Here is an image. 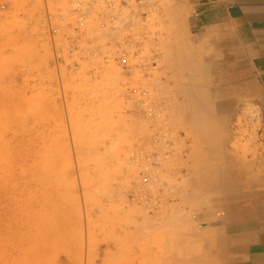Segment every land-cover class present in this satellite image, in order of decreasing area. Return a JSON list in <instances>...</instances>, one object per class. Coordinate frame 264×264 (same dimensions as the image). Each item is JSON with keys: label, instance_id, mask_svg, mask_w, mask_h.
<instances>
[{"label": "rangeland", "instance_id": "rangeland-1", "mask_svg": "<svg viewBox=\"0 0 264 264\" xmlns=\"http://www.w3.org/2000/svg\"><path fill=\"white\" fill-rule=\"evenodd\" d=\"M1 4L0 264H221L228 225L264 216L240 46H203L195 0H142L135 28L89 22L86 50L53 52L37 0Z\"/></svg>", "mask_w": 264, "mask_h": 264}, {"label": "crops", "instance_id": "crops-1", "mask_svg": "<svg viewBox=\"0 0 264 264\" xmlns=\"http://www.w3.org/2000/svg\"><path fill=\"white\" fill-rule=\"evenodd\" d=\"M195 5L201 9L195 15L200 17L203 46L219 52L218 45L225 43L222 50L228 53L233 52L232 44L240 46L245 84L258 86L253 90L259 96L249 92V98L260 102L264 117V0H195ZM227 239L221 264H264V216L231 222Z\"/></svg>", "mask_w": 264, "mask_h": 264}, {"label": "built area", "instance_id": "built-area-1", "mask_svg": "<svg viewBox=\"0 0 264 264\" xmlns=\"http://www.w3.org/2000/svg\"><path fill=\"white\" fill-rule=\"evenodd\" d=\"M37 18L53 52L86 50L77 37L85 35L82 27L89 22L107 25L114 34L126 28L124 19L130 18L132 27L139 18L142 0H37ZM4 4L0 7L4 8ZM60 38V39H58ZM219 213L218 215H220Z\"/></svg>", "mask_w": 264, "mask_h": 264}, {"label": "bare ground", "instance_id": "bare-ground-1", "mask_svg": "<svg viewBox=\"0 0 264 264\" xmlns=\"http://www.w3.org/2000/svg\"><path fill=\"white\" fill-rule=\"evenodd\" d=\"M215 88V87H214ZM212 89L211 90V93H210V101H212L213 102V100H214V95H217V93H218V91H216L217 89ZM190 92V91H189ZM223 94V93H222ZM191 96H193V93L191 92V93H187V95H185V97H187L188 99L191 97ZM219 96V95H218ZM226 96V95H225ZM194 98H196V97H194ZM192 98H190V100H191ZM190 100H188V101H190ZM224 100V99H223ZM215 103V102H214ZM219 105V104H218ZM211 107H212V105H211ZM196 108V107H195ZM195 108H193L194 110H195ZM219 108V107H218ZM222 108V107H221ZM195 113H197V114H200V113H202L200 110H199V108L196 110V112H194L193 114H195ZM187 114H189V113H187ZM187 114L186 113H184V115H186V118H185V116H183V114H182V116L185 118L184 119V123H187V122H185V120H187ZM191 114V113H190ZM196 114V115H197ZM192 116V115H191ZM198 116V115H197ZM180 117H181V115H180ZM179 117V118H180ZM193 117V116H192ZM195 117V116H194ZM193 117V118H194ZM182 118V117H181ZM198 118V117H197ZM177 119V118H176ZM189 120V119H188ZM192 120V119H191ZM180 121V120H179ZM181 121V122H182ZM191 124H192V122H191ZM185 126H187V125H185ZM189 126V125H188ZM188 128V127H187ZM189 128H192V127H190L189 126ZM194 128V127H193ZM220 129V128H219ZM195 130V129H194ZM193 129L192 130H190V131H194ZM192 132H191V134H192ZM194 132H196V131H194ZM190 133V132H189ZM230 134H234V132H229ZM187 134V133H186ZM185 134V135H186ZM215 134V133H214ZM192 136V135H191ZM187 137V136H186ZM194 138V137H193ZM232 138H233V135H232ZM198 139L199 138H197V139H195V140H197L198 141ZM206 139H208V138H206ZM222 139V138H221ZM220 139V140H221ZM194 141V140H193ZM196 141V142H197ZM15 143V142H14ZM11 146V145H10ZM11 148V147H10ZM17 148V147H16ZM10 150V149H9ZM226 150V149H225ZM18 152V151H17ZM178 152H179V150H178ZM183 152V151H182ZM189 153V152H188ZM187 153V154H188ZM226 153H227V155H229V158L227 159V162H226V164H227V166H226V175H231V176H233V177H237V178H244V179H247V177H248V170H249V168H248V160H246V159H244V158H237V157H235V156H233V155H231V153H230V148H227V151H226ZM135 154V153H134ZM181 154V153H180ZM190 154H192V153H190ZM193 155V154H192ZM21 156V155H20ZM8 157V156H7ZM6 157V158H7ZM185 157H186V155H185ZM188 157V156H187ZM186 157V158H187ZM190 157V156H189ZM9 158V157H8ZM17 158V157H16ZM185 158V159H186ZM192 158V157H191ZM191 158H188L189 160H191V161H193ZM21 159V158H20ZM21 161H22V159H21ZM195 161H197V160H195ZM17 162V161H16ZM20 162V161H19ZM201 162V161H200ZM18 163V162H17ZM16 163V164H17ZM190 163V162H189ZM1 164H3V162H1ZM0 164V165H1ZM20 164V163H19ZM15 165V164H14ZM22 165V164H21ZM251 165V164H250ZM15 168V167H14ZM19 170H20V168H18ZM18 169H17V171H18ZM187 169H189V168H187ZM186 169V170H187ZM255 170V169H254ZM22 171H23V169H22ZM178 172H181V171H178ZM193 172V171H192ZM19 173V172H18ZM17 173V174H18ZM149 173V172H148ZM187 173V172H186ZM194 173V172H193ZM188 174V173H187ZM151 175V174H150ZM188 175H191V174H188ZM203 176V175H202ZM14 177V176H13ZM16 178H17V176H15ZM23 177V176H22ZM25 178V177H24ZM256 178V177H255ZM2 179V178H1ZM235 179V178H234ZM15 180H17V179H15ZM261 182V181H260ZM6 184V183H5ZM260 184V183H259ZM248 185V184H247ZM5 187L7 186V185H4ZM20 186H21V184H20ZM10 186H8V188H9ZM4 188V187H3ZM11 188V187H10ZM9 188V189H10ZM24 190V189H23ZM14 192V191H13ZM16 192V191H15ZM182 195V194H181ZM183 196V195H182ZM187 196V195H186ZM150 197H151V195H150ZM184 197H185V195H184ZM186 198V197H185ZM161 199V198H160ZM148 200V199H147ZM186 200V199H185ZM156 201V200H155ZM145 202H149V201H145ZM164 204V203H163ZM142 206V205H141ZM22 211V210H21ZM157 211V210H156ZM19 212V211H18ZM158 212V211H157ZM166 212V211H165ZM21 213V212H20ZM19 213V214H20ZM146 213V212H145ZM153 213V212H152ZM154 214V213H153ZM158 214V213H157ZM147 216H148V214H147ZM142 217H144V216H142ZM155 217H157V216H155ZM159 217V216H158ZM146 219V218H145ZM158 219V218H157ZM148 220V219H147ZM146 220V221H147ZM164 220V219H163ZM166 220H167V218H166ZM168 221V220H167ZM166 221V222H167ZM165 222V223H166ZM149 223V222H148ZM141 224V223H140ZM143 224V223H142ZM146 224V223H145ZM146 225H148V224H146ZM149 225H150V223H149ZM127 227V226H126ZM142 227V225L140 226V228ZM131 228V227H130ZM147 228V227H146ZM136 229V228H135ZM138 229H139V227H138ZM152 230H154V228H151ZM155 229H156V227H155ZM149 231H150V229H148ZM134 232V231H133ZM144 233V232H143ZM134 234V233H133ZM139 234V233H138ZM150 235V234H149ZM130 236V235H129ZM132 236V235H131ZM135 236V235H134ZM150 238V237H149ZM124 240V239H123ZM141 240V239H140ZM153 243V242H152ZM148 250V249H147ZM140 258V257H139ZM138 258V259H139ZM149 258V257H148ZM12 260V259H11ZM14 260V259H13ZM12 260V261H13ZM20 260H21V257H20ZM8 261H9V259H8ZM137 261V260H136ZM135 261V262H136ZM6 263V262H5ZM7 264H8V262H7Z\"/></svg>", "mask_w": 264, "mask_h": 264}]
</instances>
